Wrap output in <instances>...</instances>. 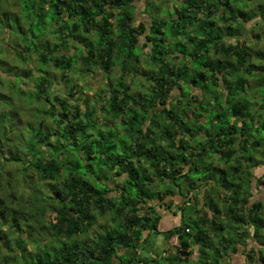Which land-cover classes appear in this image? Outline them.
I'll use <instances>...</instances> for the list:
<instances>
[{"label":"trees","instance_id":"1","mask_svg":"<svg viewBox=\"0 0 264 264\" xmlns=\"http://www.w3.org/2000/svg\"><path fill=\"white\" fill-rule=\"evenodd\" d=\"M162 2L148 0L143 12L136 0H49L39 9L51 14L41 45L24 29L34 40L19 54L36 53L40 74L25 79L52 68L65 76L78 60L86 76L121 74L99 125L97 107L85 120L77 105L51 104L54 75L34 84L55 127L20 148L19 163L0 142V264H233L241 247L249 264H264V180L254 174L264 166V0ZM136 76L142 97L133 94ZM4 162L21 167L19 182ZM92 162L99 176L82 172ZM33 179L55 183L53 196L25 193ZM176 196L180 224L162 232L158 208L170 211Z\"/></svg>","mask_w":264,"mask_h":264},{"label":"rangeland","instance_id":"2","mask_svg":"<svg viewBox=\"0 0 264 264\" xmlns=\"http://www.w3.org/2000/svg\"><path fill=\"white\" fill-rule=\"evenodd\" d=\"M147 1L148 0H136L140 11L145 12L144 5ZM149 1L156 2V5H160V7L162 6L160 4L161 1L168 2V0ZM48 3L49 0H46V8L49 5ZM150 5H148V10L152 11ZM240 6H243V4ZM244 6L247 8L252 7V3L250 1H246ZM41 7L45 9L43 0H0V58L3 52L8 51L3 54V59L5 58L4 63L10 64L8 70L5 69L3 65H0V73L3 76L6 75L5 77H0V86H5L3 89H0V123L2 125V128L0 129V142L1 146L9 147L8 151L16 153L14 158L16 163H19L18 159L20 158V148L25 145H29L35 134L37 135L40 132L46 133L47 131H50V129H48L50 125H52L53 128L55 127V122L52 119L53 111L50 110V106L51 104L56 107L58 106V102L56 100L57 98L59 100H63L64 103H69L71 106H79L82 118L85 120L87 111L92 110L93 107H97V111L93 115L92 119H94V122L96 121L94 125H99L100 122H97V120L99 118H104V108L106 107V103L111 94L108 85L112 82L115 83L117 81L116 79L121 74V71L118 68L115 72L107 75H103L104 73L100 69H94L86 76L84 75L85 67H82L80 61L78 60L72 73L65 76H63L60 71L52 68L55 79L52 75V71L49 72L48 70L44 71L42 76L34 81L32 79H25L26 75H31V73H33L36 77L40 75L37 64L38 55L36 53L30 54V60L27 55H24L25 57L23 55L21 56L19 52L23 51L25 48L29 49L30 42L34 40L31 37V34V36H29L31 38L26 42L25 37L27 38V36L24 32L25 28L32 27L34 29L35 35L38 36L37 39L39 40V45H41L40 40L45 38L46 29L51 22V14H45L43 10L40 13L39 9H41ZM138 17L143 21H148L147 14L138 15ZM89 39L91 38H86L87 41H89ZM49 40L52 41L53 38L49 36ZM57 40L61 41L59 38H57ZM72 43L75 44L74 42ZM73 44L68 51L71 54L76 52L74 51L75 49L73 48ZM137 52L140 53L139 50ZM194 68H199L198 63L194 65ZM143 70H146V67L143 63H141V71ZM51 76L53 77L54 86L50 90L51 94H49V91L46 92V95L48 94L50 96V104L47 97L39 98V94L37 92L38 88H34V84L35 86L39 85L42 83L43 78L49 79ZM141 79L142 77L136 76L133 86V94L140 97H142L146 90L145 87L141 86ZM56 84L58 85L55 88ZM73 87H75V89L72 91ZM183 91L185 93V97L188 98L190 92L189 89L186 88ZM87 102H89V108L87 106ZM42 123H44V126H42ZM113 141L114 139H112V142L108 145H117V142ZM36 150L40 152L39 147H36ZM8 151H5L3 155L6 158L9 157ZM26 157V154L22 155L24 160L27 159ZM39 157L43 159L47 158H44L41 154ZM4 165L6 167V171L4 170V172L12 173L16 181L19 182L22 177L19 175L21 167L15 163L6 164L4 162ZM2 168L3 166H0V171ZM101 170V165L98 162H92L90 167L84 169L82 172L86 174L92 173L99 176ZM36 181L37 180L32 182L30 180L29 182L26 181L24 185L30 183L31 186L30 189L26 186L24 188V192L26 193L27 191H32L33 193L31 195L33 197L34 195L35 197H40L41 192H48L49 195L53 196L52 191L56 189L55 183H38L36 186ZM107 181L113 188V182L111 180ZM257 198H262V196L257 195ZM54 217L55 215L48 211L45 219L49 222L53 221ZM104 223L105 221L100 219L98 221V226L103 225ZM6 230V227H2L0 225V231L6 232ZM95 231L96 227L93 229L91 236L96 233ZM153 242L156 248L161 250V246L163 245V242H165L163 235L153 236L151 243ZM1 243L2 241H0V244ZM170 245L176 246L178 245V241L172 240ZM251 245H254V243H251ZM2 250L3 252L5 251L4 248H2ZM231 263L249 264L246 256L243 255L242 247L240 248V252L238 254H234L231 259Z\"/></svg>","mask_w":264,"mask_h":264},{"label":"crops","instance_id":"3","mask_svg":"<svg viewBox=\"0 0 264 264\" xmlns=\"http://www.w3.org/2000/svg\"><path fill=\"white\" fill-rule=\"evenodd\" d=\"M195 92L199 93L198 90H195ZM190 166H188L189 168ZM255 177L256 178H261L262 180H264V166L260 167L258 169H256L254 171ZM257 182H254L253 184V194H254V199H257V188H256V184ZM168 202L173 201L174 205L173 208L168 211L164 206L163 207H159L158 211L160 213L161 220L159 222V230L162 232H166L170 229H173L174 227L178 226L180 224V216L179 215H175L173 212L176 211V208H178L181 204V200L178 196L176 197H170L168 200ZM154 204H159L158 201L154 202ZM172 240H177L176 237H173L169 242H171ZM178 241V240H177Z\"/></svg>","mask_w":264,"mask_h":264}]
</instances>
